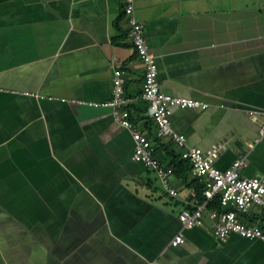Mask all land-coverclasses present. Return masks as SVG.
<instances>
[{"label": "crops", "instance_id": "crops-1", "mask_svg": "<svg viewBox=\"0 0 264 264\" xmlns=\"http://www.w3.org/2000/svg\"><path fill=\"white\" fill-rule=\"evenodd\" d=\"M134 16L161 89L208 104L174 107L172 128L189 146L222 144L217 168L245 157L241 173L264 178V137L252 144L247 115L264 109V0H135ZM127 29L121 0H0V264H264L262 241H220L206 213L170 246L193 190L171 170L182 149L156 137L146 103L127 105L171 170V197L100 105L115 68L126 96L141 90Z\"/></svg>", "mask_w": 264, "mask_h": 264}, {"label": "built area", "instance_id": "built-area-1", "mask_svg": "<svg viewBox=\"0 0 264 264\" xmlns=\"http://www.w3.org/2000/svg\"><path fill=\"white\" fill-rule=\"evenodd\" d=\"M121 2L128 24L127 37L143 67L141 90L134 98L126 96L125 78L121 70L115 68L111 79V99L100 105L111 107L114 120L130 132L133 140L131 159L152 170L161 188L169 196L177 197V191L170 185L171 170L155 158L151 140L131 121L127 108L131 101L146 103L149 116L156 126V137H166L177 148H181V158L189 163V175L191 178H198L203 184L201 201L197 200L194 190H190L188 198L184 200L185 207L177 216L179 229L170 239V246L175 247L185 242V230L204 228L203 213H206L209 220L207 228L220 241H226L231 234H236L264 243V219L261 218L264 215V178L241 173L246 165L245 157L236 158L228 168H217L214 163L219 157L222 144H213L204 150L189 146L185 136L172 128L170 116L174 107L204 110L208 104L201 100L168 94L161 89L155 56L146 44L143 24L134 16L135 0ZM247 115L257 126L256 137L252 142L256 144L264 137V109H249ZM211 204L214 206H209ZM254 206L259 208L261 216L245 219Z\"/></svg>", "mask_w": 264, "mask_h": 264}, {"label": "trees", "instance_id": "trees-1", "mask_svg": "<svg viewBox=\"0 0 264 264\" xmlns=\"http://www.w3.org/2000/svg\"><path fill=\"white\" fill-rule=\"evenodd\" d=\"M170 155H171V160H170L171 170L177 177H181L184 181H186L189 175L188 161L186 159L181 158L180 154H176L174 151H171ZM187 186L192 188L196 192L197 200L201 201L203 184L199 181V179L192 178L188 182ZM209 206H214V204H211Z\"/></svg>", "mask_w": 264, "mask_h": 264}]
</instances>
